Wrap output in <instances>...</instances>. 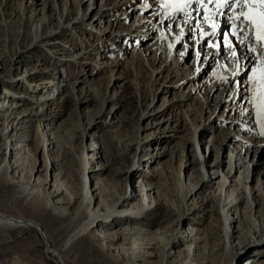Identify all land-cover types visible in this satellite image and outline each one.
<instances>
[{"label": "rangeland", "instance_id": "1", "mask_svg": "<svg viewBox=\"0 0 264 264\" xmlns=\"http://www.w3.org/2000/svg\"><path fill=\"white\" fill-rule=\"evenodd\" d=\"M105 1H86L79 10L78 5L73 4L67 13L63 8L64 0H0V64L4 67V75L15 77L12 82L6 78L0 88L2 91L10 90L16 97L15 103L21 104L19 113L13 114L14 118L24 114L30 116L27 117L30 122L28 129L17 133L20 140L30 139L27 152L21 156L10 155L8 141L0 140V215L22 219L37 226L17 227L11 222L0 223V264H162L165 253L173 252L169 247L174 245V236L181 228L200 231L206 237L201 250L189 260L191 264H264V227L259 237L250 236L256 214L252 210L250 215L247 214V209L251 208L247 201L239 210L234 209L230 213L233 218L240 217L239 224L236 222L229 226L230 233L222 213L224 204L233 202L239 193L252 191L260 182L264 184V149L253 150L247 156L253 165L251 176L247 169L237 170V160L234 159L244 150L248 153V149H245L247 140L259 139L242 127L233 125V120L245 119L244 110L230 113L223 102L236 86L240 90L245 88L238 106L252 109L256 129L262 131L264 56L260 59L263 64L260 70L254 67L239 72L240 83L232 82L225 86L216 78V74L218 65L227 58L228 51L223 48L220 59L214 57L213 53L208 57L207 54L212 51L211 45L217 39L203 44L204 38L198 41L200 33L197 38L191 34L186 36L185 43L174 45L182 66L181 77L174 78L170 74V66L161 77V86L155 89L152 83L153 62L159 61L158 70L165 64L162 62L165 55L158 54V45L163 43H159L158 38L163 30H150L153 26L147 22L149 17L140 22L138 20L141 18H137L157 11V3H154L155 0H135L112 15L110 11L117 3L112 1L105 4ZM143 3H147L145 12H142L146 7ZM89 7L88 17L94 18V25L98 23V38L93 33L86 34L83 26L74 25L77 17L82 18ZM64 14L63 20L61 17ZM33 18L40 21L53 19L50 30L44 35L48 37L52 34V37L37 47L32 36ZM154 18L155 14L151 20ZM118 20H123V23H118ZM187 20H190V16L180 17L176 25L167 23L163 29L169 30L173 24V30L178 32L179 22L186 29ZM64 22L73 25V28L63 30ZM143 23L146 25H141ZM138 24L142 26L139 36L124 37L131 28L137 29ZM111 30L112 35L102 36L101 33ZM19 32L22 33L20 38ZM76 33H80L78 36L83 44L88 42V49L74 42V38H78ZM132 39L134 44L127 46ZM69 41L74 47L72 57L70 52L60 51L57 44L61 43L62 46ZM67 45L70 44L63 45L62 50H68ZM116 48L121 49L117 52ZM71 58L73 61H70ZM238 65L240 69L241 63ZM195 71L198 76L194 80L196 86L208 89V81L219 84L209 96L212 103L210 108L212 113L225 118L223 123L219 124L216 118L210 117L209 110L203 112V104L197 100L199 93H191L192 86L184 81ZM22 78L24 81L17 83ZM45 80L55 83L54 89L47 93L39 90L33 94L32 85ZM206 92L201 93L205 95L204 98L207 97ZM54 94L56 99L47 105L37 101ZM190 97L192 100L189 101ZM10 113L0 112V131L4 130L5 118ZM259 123L263 124L258 126ZM198 124L209 131L212 129L202 138L201 142L204 140V143L198 150L200 157L209 162L208 168L199 164L200 158L190 144L195 132L194 125ZM45 134L56 144L53 158L58 160V165L49 170V156L41 152ZM145 137L152 142L140 147ZM92 144L100 149L101 154L98 155L99 160L91 162L96 172L89 174L90 190L98 199L89 203L84 200L82 159L84 149ZM190 152L192 159L198 162L187 170L181 162L185 153L188 155ZM17 161L20 162L18 168L8 169L6 175L8 164L13 165ZM135 169L140 172L136 174ZM182 170L186 176L184 187L181 183ZM203 170H210L208 172L212 175L232 177V181L239 182V186L233 189V194L224 195V178L219 176L216 180L218 184L214 187H203V180L209 179ZM57 179L69 188V193L53 198L54 205L48 207L47 196L53 192ZM45 181L49 184H45ZM148 184L158 189L161 203L154 205V210L145 214L141 223L133 224L123 218L120 221L115 214L106 223L115 231L100 229L106 235L95 233L94 236L86 233L64 247L70 235L89 216L109 210L116 202L121 200L122 203L132 194L139 196ZM96 188L99 190L96 191ZM196 191L189 202L191 210L186 211L185 198H191ZM71 194L77 196L74 201L70 198ZM64 208L73 215L77 212V215L65 216ZM187 218L191 220V225L185 224ZM117 232L121 234L122 242L110 243L109 237L114 238ZM191 244L177 242L175 255L168 263L182 264L188 260L187 249ZM132 245L137 247L134 253L125 250ZM151 246L155 248L149 251L147 248ZM145 253L154 256L145 259ZM180 253L183 254L182 259L178 257ZM251 253L256 255L250 256Z\"/></svg>", "mask_w": 264, "mask_h": 264}, {"label": "bare ground", "instance_id": "2", "mask_svg": "<svg viewBox=\"0 0 264 264\" xmlns=\"http://www.w3.org/2000/svg\"><path fill=\"white\" fill-rule=\"evenodd\" d=\"M86 1L93 2L95 0H74V2L72 0H64V2H62L63 5L65 6V7L63 6L64 11L66 10L65 12H67L69 10V7L72 6L73 4L74 5L77 4L78 10H79L82 7L83 3ZM112 1H115L114 3H117V6L112 8L110 11L111 14L114 15L117 13L118 10L123 9L127 3H131L135 0H106L105 4H107L108 2H112ZM89 10H90V7L85 12V14L82 16V18L78 16L77 21L75 22L74 25H84L82 24V23H85L83 22V18L86 20V22L87 21L89 23L91 22L92 26L98 25V23H95L96 25H94V21H95L94 18H92L91 16L88 17L87 14L89 13L88 12ZM146 10H147V7H144L142 9V11H146ZM154 14L157 15L156 19L153 21L149 19V21L147 22H150L153 28H156V29L163 28V25L167 23H174V25H176L178 18L187 16V15L190 16V20L189 21L187 20L188 24H187L186 29L182 28V22H179L178 24V27H177L178 32L176 31V29L173 30V24L171 28H169V30L162 29L163 34L159 36L158 42L159 43L163 42L166 45H163V43L158 45L159 47L158 54H160L161 56L165 55V59L164 61H162V62H165V64H163L160 70H158L157 64H159V61L156 60L155 62H153L154 75H153L152 83L155 89L161 84V80H162L161 77L165 72H167V70H169L168 68L170 66H172V70L170 71V74L173 75L174 78H176L177 76L179 78L181 77L182 66L179 64L180 61H179L177 54L175 53L176 51L174 49V45L179 44V42L185 43L186 36H188L191 33L195 35L197 31H198V34L200 33V38H198V41H200V39L202 40L203 38L205 39L203 44H205V42L207 41L211 42L217 39L220 33V30L223 29L227 31V36H228L227 40L229 41V38L231 39L230 41L231 43L228 42L227 47H225V49L228 51V55H227V58L225 60H222L220 65H218L219 66L218 72L216 74L217 75L216 78H219V80H221L225 84V86H227L229 83H232V82L238 83L241 77L240 74H239V77L237 75L239 72H243L244 70H247V69L252 70L254 67H257V70H258L263 65L262 60L260 59H261V56H264V11L261 12L259 16L257 17L243 18L241 17V13L239 11V2H237V0H228L227 3H222L221 0H187V2H181V3L174 2V0H158L157 11H155ZM202 14L204 16L203 18H200V15ZM39 16H40V13L38 12L37 17ZM61 18L64 20L65 14L62 15ZM33 19H35V22L33 24L32 36L34 39L33 41H35L34 46L37 47L39 43L44 42L50 39V37H52V34L48 37L47 36L44 37V35L46 34L48 30H50V27L52 26V23H53L52 21L53 19L44 20V21H40L36 18H33ZM156 22H157V25H155ZM62 26H63V30H68V31L69 29L73 28V25L72 26L67 25L65 22L62 23ZM85 26H88V24L85 23ZM140 27L141 26H138L137 29L131 28L130 30H132V32H128L124 37L131 38L134 36L136 37L139 36L138 30H140ZM227 27H231V28H227ZM112 32L113 31L111 30V31H107L106 33H101V34L104 37L106 36L108 37L113 34ZM21 34L22 33L19 32V35H18L19 38L21 37ZM19 38H17V40H19ZM16 44H18V41L16 42ZM217 45H218L217 42H214V44L211 45L212 51H210L207 54L208 57H210V55L213 53L214 57L219 58V59L221 58L220 55H222L223 47L221 46V44H219V46ZM239 62L241 63L240 69L238 67ZM3 69H4L3 65L0 64V85L5 81L6 78L11 82H12V79H15V77L13 76H10L7 74L4 75L2 72ZM197 77L198 76L196 75V71L191 72L189 76L187 77V79L184 81H187V84L192 86L191 93L193 94L197 92L199 93V97L197 100L198 101L201 100L203 104V112L205 111V109L209 110L210 117H213L214 119L216 118L217 122L218 123L220 122L219 124L223 123L225 121V118H222V116L219 117L215 113H212V109L210 108L212 103L210 101L209 96H211V94L215 92L217 88L216 85L219 86V84H217V82L212 83L211 81H208L206 85L209 88L204 89L205 86L204 87L196 86L197 82H194V80L197 79ZM23 81H24V78L19 79L17 83H21ZM250 84L251 83H249V85ZM54 85L55 83L53 84L52 81L45 80L41 84L32 85L31 92L35 94L36 92L41 90V93H47L54 89ZM244 89L245 88L240 90V88L236 86L235 88H233V90H231L232 92L230 93L229 98H227L226 100H223V102H225V106L228 110H230V113L236 114V112L239 111L240 109H242V111L244 110L245 116H246L245 119L233 120L232 121L233 125L242 127L244 130L247 131L248 134L254 136L255 138L257 137L259 139L258 141H254L252 139L247 140L248 142L245 145V149H248V153H246L244 150L241 155H239L236 159H234V160H237V165H236L237 170L242 169L243 171L247 169L249 172V176H251L253 174V165H252V162L250 161V158H247V156L249 152L253 150H257L261 148L264 149V128L262 129V131L258 130V128L256 129V125H255L256 123H254L251 108L248 107L246 109L245 106H238L239 102L241 104V100L239 99H241L240 97L244 95L243 94ZM204 91L205 92L208 91L206 92L207 94L206 98H204L205 95L203 96L201 94ZM41 96H43V94H41ZM54 99H56L55 94L54 96L49 95L48 97H45L42 100L39 99L37 101L39 104L47 105V103L53 101ZM184 100H187V99H184ZM190 100H192L191 97L189 101ZM6 101H8L9 103L8 104L5 103ZM16 101L17 100H16L15 95H13L10 90L2 91V88H0V104H2L0 107V112H6L7 114L11 112L10 113L11 115L10 116L8 115L5 118L6 122L3 125L4 130L0 131V140L3 142L8 141V149H9L10 155L21 156L23 153L27 152L28 146H29L28 142L30 141V139L20 140V138L19 139L17 138L18 136L17 133L28 129V124L30 122L27 121V117H30V116H26L27 114H24L22 115V117L14 118V115L19 113V108L21 107V104L18 105L15 103ZM249 106H251V104ZM190 117H191V114H190ZM232 117H234V115ZM194 127H195V132L193 133V136L190 139V144L195 148L194 152L197 153V156L200 158L199 164H201L204 167L206 166L208 168L209 162H207L206 159L204 161L200 157V153L198 150L201 149L202 143H204V140L203 142H201L202 138L205 136V134H207V132H210L212 129L209 131L207 130L206 127L205 128L200 127L199 124L194 125ZM12 131H14L12 133L13 136L11 135ZM52 141L53 139L50 136H47V134H45L43 136V141L41 145V152L43 153L45 152L46 155L48 154L49 159H50V162L47 165L48 170L49 168L51 167L54 168L55 165L56 166L58 165L57 158H53V155L55 154L56 144L54 145L53 144L54 142ZM151 142H152L151 139H149L148 137L147 138L145 137L142 140L140 147L147 146L148 143H151ZM191 152L188 155L185 153V156L182 157L181 163L185 165L187 170H189L190 167L194 166L195 162H198V160L194 161V159H192ZM100 154H101V151L100 149H97L95 144H92L91 146H87V148H85L83 152V159H82L84 161L83 162V173H84L83 177H84V185H85L84 200L86 199L87 201H89V203H93L95 202L96 199H98V196L94 195L90 190L91 180L89 178V174L96 172L94 170V167H91L93 166L92 161H96L98 159V155ZM18 163L20 162L17 161L13 165L8 164V167L5 169L6 175L8 174V169L10 170V168L12 167L17 169ZM236 168L234 166V169ZM135 171H136L135 172L136 174L140 172L139 169H135ZM208 171L203 170V174L205 175V177L207 176L209 178L208 181L203 180V183H204L203 187H206V188L210 186L214 187L216 184H218L216 183L217 182L216 180L219 178V176L223 177L222 175H217V174L212 175ZM1 175H2V167L0 166V176ZM223 178H224V181H223L224 187L222 190L223 194L224 195L233 194V189L235 190L236 188H238L239 182L232 181L231 179L232 177L231 178L223 177ZM185 179H186V176L184 174V171L182 170L181 171V183L183 187L185 185L184 183ZM45 184L48 185L49 183L45 181ZM53 189H54L53 192L51 194L49 193V196H47V206L48 207H52L54 205L53 198H58L63 193H66V194L69 193V188L66 187L64 183L61 184V181L58 179ZM97 190L99 189L96 188V191ZM157 191H158L157 188H154L153 185L148 184L140 192L139 196L132 194L131 196H128L125 200L123 199L122 203H121V200L116 202L113 206L109 208V210H105L104 212L100 211L93 216H89V218L85 222H83L80 225V227L76 228L75 232H73L70 235L64 247L66 248L67 246L75 242L78 238H80L86 233L90 234L91 236H94L95 233L96 234L101 233L102 235H106L105 233H102L103 229L109 230V231H115L116 229L106 224L107 222L111 221V219L115 216V214H116V218L121 219L120 221H122L123 219H127L131 221V223L133 224L141 223L143 221L142 217H144V215L149 213L150 211L152 212L154 210L155 208L154 205L156 204L157 206L160 205L161 197H159V194ZM191 193H193V191ZM196 193L197 191L193 195H191V198H188L189 196L185 198L184 202H185L186 211L191 210L189 202L192 200L193 196ZM238 195L239 196H237V198L234 199L233 202H228L224 204L225 209H222V213L226 217L228 233H230L229 226L232 225V223H236V222L237 224H239V219H240V217L233 218L230 213L234 209L239 210V207H241L242 204H244L247 201L248 205L251 206L250 209H247L248 210L247 214L250 215L251 210L253 213L256 214V219L254 221L253 229L250 230V236L253 235L252 236L253 238H257L259 237V235H261L262 227H264V203L262 199L264 198V184L260 182V185L257 188H254L252 191L247 190V192L239 193ZM70 198L72 201H74L77 198V196L74 194H71ZM122 205L124 206V208H122ZM63 214H65V216L70 215V217H73L77 215V212L73 215V213H69L68 210L64 208ZM4 222L5 223L11 222L17 227L36 226L32 222H27L22 219H16V218L0 215V223L4 224ZM190 222L191 220L187 218V221L185 222V224L188 223V225H191ZM100 229H102V231H100ZM120 235L121 234L117 232L114 235V238L109 237V242L110 243H116V241L122 242V237H120ZM105 237L108 238V236H105ZM262 238H263L262 244L264 245V237ZM173 241L175 242L173 246L169 244L171 246L169 248L173 249V252L165 253L162 264H169L168 261L174 257L175 255L174 247L176 246L177 242L178 243L183 242V244L192 243L190 246H188L189 248L187 249L188 260L182 262V264H191L189 260H191L192 257H195L197 255L198 250H201L202 244L206 242V237H204L203 233H201L200 231L187 229V228L186 229L181 228L177 231L176 235L174 236ZM128 245L129 244L125 246H128ZM143 245L150 246V244L149 245L143 244ZM153 246L147 249H149V251L153 250L155 248ZM136 248L137 247L135 245H132L130 248L125 249V250H129L134 253L136 251ZM142 249L146 250L145 247H143ZM167 249L168 247L166 248V250ZM249 255L255 256L256 254L251 253ZM152 256L154 255L147 253L145 256V259H151ZM178 257L182 259L183 254L180 253ZM171 264H173V262H171Z\"/></svg>", "mask_w": 264, "mask_h": 264}, {"label": "snow or ice", "instance_id": "3", "mask_svg": "<svg viewBox=\"0 0 264 264\" xmlns=\"http://www.w3.org/2000/svg\"><path fill=\"white\" fill-rule=\"evenodd\" d=\"M174 2H187V0H174ZM222 3H227L228 0H221ZM237 2L243 3H262L264 4V0H237Z\"/></svg>", "mask_w": 264, "mask_h": 264}]
</instances>
